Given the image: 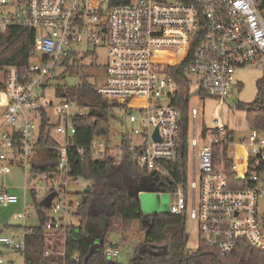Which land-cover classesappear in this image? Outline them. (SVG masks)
Returning <instances> with one entry per match:
<instances>
[{"label": "built area", "instance_id": "obj_1", "mask_svg": "<svg viewBox=\"0 0 264 264\" xmlns=\"http://www.w3.org/2000/svg\"><path fill=\"white\" fill-rule=\"evenodd\" d=\"M12 28L33 31L35 51L25 73L14 66L0 69V175L8 176L18 165L25 178V193L32 199L24 202L18 220L37 218L39 226V203L50 233L73 227L71 220L77 219L82 193L88 188L76 193L67 185L68 179L76 183L79 179L71 175L69 146L76 134L74 120L87 110L56 94V82L65 78L71 64L89 53L82 52L81 46L107 45L106 83L96 91L121 106L130 131L120 145L113 144L115 137L96 138L78 148L77 154L116 162L131 154L139 170L161 177H168V166L182 157V110L175 105L182 92L177 69L189 61L186 76L191 88L195 84L200 96L218 100L221 106L231 102L233 112L239 111L237 73L264 72V0H0V34ZM73 106L78 112L71 114ZM43 111L50 118L48 132L59 144L54 176L36 173L34 167ZM203 116V108H189L187 186L173 192L168 213L196 222L199 245L220 256L231 254L243 243L264 250V213L260 210L264 203V133L250 128L249 142L241 141L252 154L248 173L240 177L230 154L237 147L232 132L219 118L214 128L202 126L199 132L198 121ZM131 135L141 141L133 143ZM234 175L245 187H235ZM39 181L43 185H34ZM52 193L50 207L44 206ZM18 203V197L9 194L6 183L0 181V207ZM29 228L23 227L20 235L13 230L0 233V264H15L6 260L4 250L27 264ZM119 255V249L111 246L105 251L109 260ZM44 256L50 259L45 264H60L51 258L65 254L48 248Z\"/></svg>", "mask_w": 264, "mask_h": 264}, {"label": "trees", "instance_id": "obj_2", "mask_svg": "<svg viewBox=\"0 0 264 264\" xmlns=\"http://www.w3.org/2000/svg\"><path fill=\"white\" fill-rule=\"evenodd\" d=\"M34 51L33 31L12 28L6 34H0V69L14 66L25 73ZM188 65L189 61H186L177 69L182 92L179 102L175 105L182 110V157L179 162L168 166V177L142 172L134 164L131 154L124 155L120 162L112 158L95 161L89 154L79 156L76 152L78 148L90 145L96 138L111 137L113 111L121 109V106L104 100L95 87L88 84L68 90L66 97L60 87L56 86V94L59 97L74 99L87 110L85 116L74 120L76 134L72 146H69V153L71 152V175L90 182L87 188L90 191L82 193V204L76 215L78 225L65 229L62 246L65 256L53 257L51 260L60 264H120L105 256L109 247L105 243V234L113 221L120 220L125 229L130 228L134 221H141L146 227L145 240L136 249L130 264H264V250L252 249L247 243L241 244L226 256H220L203 244H200L196 251L188 250L186 218L169 213L145 215L141 202L136 198V194L149 187L158 192L173 193L178 186H187L188 119L192 92L186 76ZM238 108H246L250 127L264 133V80L258 82L256 100L247 106L240 103ZM41 118L40 139L36 147L38 160L34 167L36 173L54 176L58 171L55 149L59 144L48 132L52 128L49 125L48 113L43 111ZM231 180L235 187H245L238 175L231 176ZM37 206L40 225L28 229L27 264H45L50 259L45 258L44 252L48 248L58 251L56 247H49L47 244L51 234L46 228L48 219L44 214V207L39 203ZM99 230L104 235H98ZM0 233L3 231L0 230ZM96 235L99 236V243H95Z\"/></svg>", "mask_w": 264, "mask_h": 264}, {"label": "rangeland", "instance_id": "obj_3", "mask_svg": "<svg viewBox=\"0 0 264 264\" xmlns=\"http://www.w3.org/2000/svg\"><path fill=\"white\" fill-rule=\"evenodd\" d=\"M82 52H89L83 59H79L76 65H72L69 71L66 72L65 78H61L56 82L62 90V94L66 96L67 91L79 87L80 85L88 84L95 89L102 87L106 83V65H107V45L105 47H95L93 45H83L80 47ZM236 79L241 83V88H235V97L238 104L244 106L252 104L258 95V82L264 80V72L258 69L242 70L236 75ZM198 87L194 84L192 87L190 108H203L204 116L203 122L198 121L199 132L201 127H207L212 129L215 127L214 121L220 119L221 122L228 128L230 132L234 133L236 138L235 148L230 149L231 158L238 166V175L245 177L248 173L247 167L249 164V158L252 154V149L247 145H242L241 141L249 142L251 136L250 123L248 121L247 110L240 109L237 112L231 111V102L221 106L220 102L215 99L208 98L206 96H200ZM240 90V91H238ZM71 100L74 104L77 102L74 99L64 98ZM57 102H60L58 98ZM52 111V110H51ZM78 112L76 107L73 106L71 114ZM50 114L53 117V121H56V117L52 112ZM114 118L111 119L112 132H115L114 145H120L124 135L129 134L130 126L127 124L126 113L117 108L113 111ZM113 139V138H112ZM61 142V138H57ZM133 143L138 144L141 141L140 137L132 136ZM192 163L189 161L188 172L191 174ZM0 181H4L8 187V193L16 195L19 199V203L16 205H10L8 207H0V230L7 234L10 230H13L15 235L22 233L23 227H35L38 225L37 218H31L23 222L18 220V215L23 213L24 202L31 203L32 199L25 193L24 186L26 184L25 178L19 169L18 165L12 168L11 174L8 176L0 175ZM34 185L40 187L42 182H35ZM61 185V183H58ZM69 188L73 189L76 193H82L85 188L90 185V182L79 178L77 183L73 178L67 180ZM174 194L172 192H157V193H141L140 201L142 212L145 215L161 214L162 212H169V208L173 203ZM44 194H40V198H43ZM261 211L264 213V203L261 204ZM71 224L73 226L78 225L77 219H72ZM186 233L188 235L187 249L190 251H196L199 249L198 239V225L196 222L188 220L186 225ZM104 233L99 230L98 235ZM95 243H99L97 238ZM99 237V236H98ZM146 237V227L141 221H134L131 223L130 228L125 229L122 221H113L111 227L105 234V243L113 248H117L120 251V255L114 258L120 264H130L135 256L136 249L141 245ZM65 240V234H50L48 238V246L56 247L58 251H62L63 242ZM63 241V242H62ZM5 258L15 260V264H22V259L15 253L4 250ZM9 261V260H8Z\"/></svg>", "mask_w": 264, "mask_h": 264}, {"label": "water", "instance_id": "obj_4", "mask_svg": "<svg viewBox=\"0 0 264 264\" xmlns=\"http://www.w3.org/2000/svg\"><path fill=\"white\" fill-rule=\"evenodd\" d=\"M155 139L159 140V138H158V134H157V131H156ZM89 191H90L89 189H86V192H89ZM157 192H158V191H156L153 187L145 188L143 191H141V193H157ZM141 193L136 194V198H137L139 201H140V195H141ZM54 197H55V193L50 194V195H49V196L43 201L44 206H46V207H50L51 202H52V200L54 199ZM140 202H141V201H140ZM166 213H168V212H162L161 214H166ZM153 215H156V214H153ZM92 233H94V232L92 231ZM97 238H98V236H97Z\"/></svg>", "mask_w": 264, "mask_h": 264}, {"label": "crops", "instance_id": "obj_5", "mask_svg": "<svg viewBox=\"0 0 264 264\" xmlns=\"http://www.w3.org/2000/svg\"><path fill=\"white\" fill-rule=\"evenodd\" d=\"M111 137H115V132L113 131V135ZM232 140H236L235 136H234V133L232 132ZM61 232H52L51 234H60ZM63 242V241H62ZM63 250V249H62ZM61 252V251H59ZM13 260V259H12ZM15 261V260H14Z\"/></svg>", "mask_w": 264, "mask_h": 264}]
</instances>
